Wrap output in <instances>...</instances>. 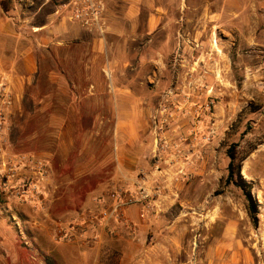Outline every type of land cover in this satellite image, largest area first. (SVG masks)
Masks as SVG:
<instances>
[{
    "label": "rangeland",
    "instance_id": "374dc122",
    "mask_svg": "<svg viewBox=\"0 0 264 264\" xmlns=\"http://www.w3.org/2000/svg\"><path fill=\"white\" fill-rule=\"evenodd\" d=\"M71 1L0 0L34 53L0 84V264H264V3L102 0L100 34ZM144 183L138 225L92 221Z\"/></svg>",
    "mask_w": 264,
    "mask_h": 264
},
{
    "label": "built area",
    "instance_id": "2783aa9c",
    "mask_svg": "<svg viewBox=\"0 0 264 264\" xmlns=\"http://www.w3.org/2000/svg\"><path fill=\"white\" fill-rule=\"evenodd\" d=\"M73 6H71L70 19L81 24L85 28L95 29L100 34H104L105 18H104V5L102 0H72ZM6 78H1L0 84H5ZM7 89H5L6 91ZM8 96L5 98V101ZM5 104H11V102H5ZM1 150V149H0ZM29 167L31 172L36 178V181L32 183L34 192L40 193V185L49 176V170L46 163L40 159H29ZM11 172H14L11 171ZM14 176V173L11 174ZM157 196L156 192L144 183L135 190H123L116 191L111 201L107 202L105 199H98L97 203L100 205V210L97 216H91L92 221L100 220L101 222L109 223L114 221L123 226L131 225L128 218V211L133 206L142 207V213L147 214L154 211V197ZM73 234L66 227H60L57 232V240L71 239Z\"/></svg>",
    "mask_w": 264,
    "mask_h": 264
},
{
    "label": "crops",
    "instance_id": "0c3cea01",
    "mask_svg": "<svg viewBox=\"0 0 264 264\" xmlns=\"http://www.w3.org/2000/svg\"><path fill=\"white\" fill-rule=\"evenodd\" d=\"M258 1L264 3V0H256V2ZM14 35L15 33H13L12 23L9 19L6 18V16H3L2 5L0 3V41L11 39ZM103 45V40H96L94 42V49L98 50L99 48V50H102L103 47L105 48V50H108V47H104ZM17 53V50H7L6 47H0V81L1 78H6L11 81L13 78L16 79L19 76L25 80L29 79V72L31 73L33 71L34 66V63L32 61L34 59V53H32V50L25 52L26 60L23 63V71L21 72V74L18 71L19 59ZM25 70H27V73ZM2 74L5 75L3 76ZM125 114L129 115V111H124L122 116H124ZM149 130L150 128L147 127V132H149ZM128 218L132 224L138 225L141 222L140 208L138 206L131 207L128 211Z\"/></svg>",
    "mask_w": 264,
    "mask_h": 264
},
{
    "label": "trees",
    "instance_id": "16d2710c",
    "mask_svg": "<svg viewBox=\"0 0 264 264\" xmlns=\"http://www.w3.org/2000/svg\"><path fill=\"white\" fill-rule=\"evenodd\" d=\"M45 25H46V22H45V23H42L41 26H39V28H42V27H44ZM231 159H232V160H235V156H234V155H231ZM231 166H232V164H231ZM243 185H245L244 182L241 183V186H243ZM248 197H249V199L251 198V197H250V191L248 192ZM250 213H251V214H255V213H256V208H255L254 206H251V208H250ZM50 263L53 264V262H50Z\"/></svg>",
    "mask_w": 264,
    "mask_h": 264
},
{
    "label": "bare ground",
    "instance_id": "6f19581e",
    "mask_svg": "<svg viewBox=\"0 0 264 264\" xmlns=\"http://www.w3.org/2000/svg\"><path fill=\"white\" fill-rule=\"evenodd\" d=\"M215 47L217 48L218 52H220V50L218 49V45L217 44H215Z\"/></svg>",
    "mask_w": 264,
    "mask_h": 264
}]
</instances>
